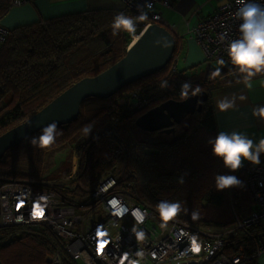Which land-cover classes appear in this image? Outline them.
Returning <instances> with one entry per match:
<instances>
[{
  "label": "trees",
  "instance_id": "obj_1",
  "mask_svg": "<svg viewBox=\"0 0 264 264\" xmlns=\"http://www.w3.org/2000/svg\"><path fill=\"white\" fill-rule=\"evenodd\" d=\"M11 3L0 0L1 17L10 11ZM119 12L137 15L123 5L90 7L7 27L0 49V134L78 79L99 73L125 54L132 36L113 35L111 28ZM216 64L205 75L202 71L189 74L195 65L170 69V60L158 72L107 98H85L78 117L57 126L61 134L52 145L39 148L30 143L39 130L5 151L0 157V186L10 179L47 181L50 186L44 175L46 155L71 145L77 171L70 180H54L51 185L62 197H87L99 178L113 174L116 187L140 204L158 211L160 201L180 202L182 211L175 217L200 228L215 226L220 232L232 228V234L223 236L222 251H234L239 245L252 247L262 224L237 226L256 209L246 170L226 168L209 143L219 133L211 90L242 79L235 66L222 70L225 64ZM260 76L264 74L256 77ZM165 81L168 86L161 88ZM185 82L207 92L200 110L174 123L170 133L145 131L136 125V118L149 108L169 98L180 100ZM85 126H92L88 136L83 133ZM260 160L264 163V154ZM216 175H234L242 186L217 190ZM64 243L41 225L0 224V264H53L55 257L59 264H81L68 254ZM249 264L258 262L252 258Z\"/></svg>",
  "mask_w": 264,
  "mask_h": 264
},
{
  "label": "built area",
  "instance_id": "obj_2",
  "mask_svg": "<svg viewBox=\"0 0 264 264\" xmlns=\"http://www.w3.org/2000/svg\"><path fill=\"white\" fill-rule=\"evenodd\" d=\"M31 1L12 0L11 4L23 5ZM120 1L132 12L139 13L138 9H141L147 13V20L137 25V36L152 23L163 24L160 7L170 6L175 0ZM256 2L264 4V0ZM240 6L237 0H226L188 28L189 37L201 47L204 58L220 65L231 62L227 46L240 34V21L236 18ZM7 34L8 28L1 23L0 15V49ZM135 39L132 37L130 43ZM171 67L175 69L176 64ZM242 167L246 170L256 209L238 221L237 226L244 229L262 224L254 245L248 249L239 245L234 251H222L223 236L232 234V228L208 233L179 217L172 218L167 227L162 228L159 212L118 189L113 174L99 178L87 197L77 200L62 197L52 188L53 181H49L48 186L47 181L41 180H7L0 186V224L46 227L65 240V250L81 264H130L132 261H139V264H249L252 258L260 264V260L264 262V163L252 165L244 162ZM70 177L67 176L66 180ZM77 206L88 208L79 213L76 212ZM96 209L101 210L102 216L90 215V211ZM140 231L144 233L142 240L135 235ZM138 252L144 253L142 259L137 256ZM52 262L59 264L60 260L55 257Z\"/></svg>",
  "mask_w": 264,
  "mask_h": 264
},
{
  "label": "water",
  "instance_id": "obj_3",
  "mask_svg": "<svg viewBox=\"0 0 264 264\" xmlns=\"http://www.w3.org/2000/svg\"><path fill=\"white\" fill-rule=\"evenodd\" d=\"M175 47L176 38L169 29L159 22L150 24L117 61L95 75L78 79L39 110L1 133L0 157L6 150L52 122L59 126L74 121L85 98H107L122 87L158 72L171 60ZM206 98L207 92L202 90L186 100L166 99L140 114L135 123L145 131L173 132V124L179 123L195 109L200 110L201 102Z\"/></svg>",
  "mask_w": 264,
  "mask_h": 264
},
{
  "label": "clouds",
  "instance_id": "obj_4",
  "mask_svg": "<svg viewBox=\"0 0 264 264\" xmlns=\"http://www.w3.org/2000/svg\"><path fill=\"white\" fill-rule=\"evenodd\" d=\"M237 2L241 5L236 11V18L240 21V34L238 38L228 42L227 54L232 65L241 74L245 87L250 90L253 87V78L264 74V4L257 3L256 0H237ZM138 11L140 14L137 16L126 15L124 12L116 14L111 24L113 35L125 32L135 39L138 23L148 18L145 11L141 9ZM167 86V81L161 84V88ZM261 86L264 87V82ZM199 93V86L194 88L190 83L185 82L181 86L180 99L186 100L190 95L196 96ZM237 99L243 101L246 97H226L218 102L217 107L220 111H226L235 107ZM251 115L264 121V106L254 107ZM91 131L92 126L83 128L85 136H88ZM60 134L57 123L52 122L44 126L38 136H33L30 143L36 147L45 148L52 145ZM209 143L212 146L213 155L222 159L224 166L233 172L240 169L244 161L259 165L261 154H264V138L255 142L242 131H220L214 139L209 140ZM215 186L217 190H224L240 187L242 182L234 175H216ZM157 209L163 221L161 227L166 228L167 222L182 211V205L180 202L165 200L158 203ZM193 217H196V213H193ZM135 235L138 240L144 238L142 231L136 232ZM137 256L142 259L144 253L138 252ZM130 264H139V261H132Z\"/></svg>",
  "mask_w": 264,
  "mask_h": 264
},
{
  "label": "crops",
  "instance_id": "obj_5",
  "mask_svg": "<svg viewBox=\"0 0 264 264\" xmlns=\"http://www.w3.org/2000/svg\"><path fill=\"white\" fill-rule=\"evenodd\" d=\"M226 0H175L170 6H161L162 22L169 27L178 38L177 46H180V53L183 54L185 65H196L204 61L201 47L191 37L187 36L188 28L196 21L203 19L221 6ZM120 0H32L29 3L17 6L9 11L3 22L8 27L18 24L36 21L40 18H47L78 11L90 7H121ZM180 57V56H179ZM232 63L222 66L225 70ZM178 66V65H177ZM206 68V64L204 66ZM179 68V66H178ZM202 68V67H201ZM264 76L253 78V87L249 90L243 82H234L228 85L214 88L212 102L220 131H242L255 142L264 138V121L251 115L252 109L257 106H264ZM245 96L246 99L236 100V105L226 111H220L217 104L226 97ZM247 162V161H244ZM243 162V163H244Z\"/></svg>",
  "mask_w": 264,
  "mask_h": 264
},
{
  "label": "rangeland",
  "instance_id": "obj_6",
  "mask_svg": "<svg viewBox=\"0 0 264 264\" xmlns=\"http://www.w3.org/2000/svg\"><path fill=\"white\" fill-rule=\"evenodd\" d=\"M171 5H172V2H171ZM15 7H17V5H13L11 7V9H13ZM129 12L132 13L131 10H129ZM7 14L5 16L1 17V23L6 27H8L9 25H6L3 22V19H4V17L7 16ZM136 14L139 15V13H136ZM143 31H139L136 38H138L143 33ZM187 36H189V35L187 34ZM178 48L179 47L176 45L174 55L175 56L177 55V56L176 57L174 56L171 60H172V64L174 63V64L178 65L180 68V67L185 65V61H184L183 54H181L180 51H178ZM205 64H206V68L204 67ZM171 66H170V69H172ZM195 67H191L190 69H188L187 73L192 74L195 72L202 71V73H204V75H205L206 71H208L209 68H216V67H218V65L213 60H205V61H203V63L195 65ZM213 91H214V89L211 90V93ZM44 168H45L44 169V175L46 176V178H49L48 181H54L55 180L56 183H62L64 181H68L72 177H74V175L77 171V158H76L75 152L72 149L71 145L64 146V147H61L59 149L56 148V149L52 150L51 152H49L45 157ZM68 170H69L68 176L70 175L72 177L70 179L66 180L67 175L64 176V174L67 173ZM87 208H88L87 206H84V207H78L77 206L76 212L84 213L87 210ZM90 215L93 217H96V216L99 217V216H102V212L100 209H96L94 211L91 210ZM201 229L208 232V233L220 232V229L217 230V227H215V226H203V228H201ZM260 264H264V262L260 260Z\"/></svg>",
  "mask_w": 264,
  "mask_h": 264
},
{
  "label": "snow or ice",
  "instance_id": "obj_7",
  "mask_svg": "<svg viewBox=\"0 0 264 264\" xmlns=\"http://www.w3.org/2000/svg\"><path fill=\"white\" fill-rule=\"evenodd\" d=\"M39 215H42V213H40ZM197 250H199V249L197 248Z\"/></svg>",
  "mask_w": 264,
  "mask_h": 264
},
{
  "label": "bare ground",
  "instance_id": "obj_8",
  "mask_svg": "<svg viewBox=\"0 0 264 264\" xmlns=\"http://www.w3.org/2000/svg\"><path fill=\"white\" fill-rule=\"evenodd\" d=\"M136 38V37H135Z\"/></svg>",
  "mask_w": 264,
  "mask_h": 264
}]
</instances>
